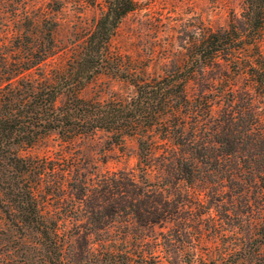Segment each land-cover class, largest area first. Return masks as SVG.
<instances>
[{"label":"trees","instance_id":"16d2710c","mask_svg":"<svg viewBox=\"0 0 264 264\" xmlns=\"http://www.w3.org/2000/svg\"><path fill=\"white\" fill-rule=\"evenodd\" d=\"M94 2L102 4L99 15L91 23H77L71 54L64 63L52 65L61 50L56 33L62 4L50 7L48 2L34 12L25 0H0V233H17L19 238L27 234V239L36 234L38 258L46 264H65L70 241V234L61 231L62 218L46 202L61 197L67 183L76 185L83 177L71 174L65 158L19 152L44 135L57 133L68 142L98 129L112 132L117 142L136 135L146 171L153 149L161 144L158 135L171 139L170 152L182 178L193 179L201 163H220V155L248 161L247 171L264 178V0H244L241 21L201 31L184 65L158 75L145 74L114 44L120 23L136 1ZM223 62L243 79L240 87L234 82L230 87L231 108L214 126L190 130L188 123L205 120L212 106L196 103L188 83L196 72ZM101 73L133 84V93L84 96L82 90ZM143 182L148 192L133 179L112 177L104 188L111 198L106 213L89 216L88 221L98 227L120 217L141 226L160 223L167 208L163 198L155 197L159 183L146 177ZM82 195L93 197V191ZM71 196L82 197L73 191ZM86 205L92 213L104 207L99 201ZM71 254L72 264H174L143 249L107 247L101 257L85 258L84 263L78 262L84 255L74 249Z\"/></svg>","mask_w":264,"mask_h":264},{"label":"rangeland","instance_id":"374dc122","mask_svg":"<svg viewBox=\"0 0 264 264\" xmlns=\"http://www.w3.org/2000/svg\"><path fill=\"white\" fill-rule=\"evenodd\" d=\"M25 1L34 12L48 2L50 7L62 4L58 12L61 25L56 33L61 50L52 59V65L64 63L71 54L77 23H91L102 7L94 0ZM135 1L136 8L123 18L114 44L132 64L150 75L184 65L194 50V42L202 37L201 31L225 27L232 19L241 21L244 11V0ZM233 82L240 87L243 79L224 62L195 73L188 83L189 94L196 103L210 104L212 110L205 120L189 122L190 130L195 125L214 126L217 117L230 110L228 98ZM134 89L133 84L112 73H101L82 94L109 98L130 95ZM155 139L161 144L153 149L147 171L143 169L137 136L126 135L117 142L112 132L105 129L72 142L51 133L19 149L24 156L60 161L65 158L71 165V174L83 177L76 185L67 183L61 197L46 202V207L62 218L61 231L70 234L65 264H72L69 256L73 249L74 253L84 255L77 260L84 263L85 258L101 257L107 247L143 249L146 255L153 251L166 263L174 264H264V178L247 171L248 161L220 155V163H201L193 179L187 180L180 177L182 170L170 152L171 139L158 135ZM121 176L143 187L145 177L159 183L155 197L163 198L167 217L160 223L141 226L127 217L113 221L109 215L112 221L107 220L101 227L91 224L88 217L104 213L111 200L104 188L112 177ZM80 189L93 191V197L86 198ZM72 191L82 197H72ZM92 201H99L104 207L92 213L86 205ZM14 235L8 231L0 233V264H46L38 258L36 234H30L28 239L27 234L23 238ZM8 236L14 241H7Z\"/></svg>","mask_w":264,"mask_h":264}]
</instances>
